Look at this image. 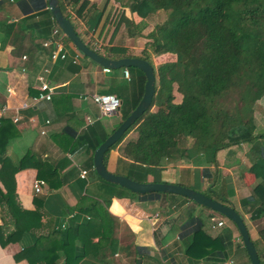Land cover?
<instances>
[{"label": "crops", "instance_id": "crops-1", "mask_svg": "<svg viewBox=\"0 0 264 264\" xmlns=\"http://www.w3.org/2000/svg\"><path fill=\"white\" fill-rule=\"evenodd\" d=\"M32 1L0 0V122L7 120L12 125L4 131L7 143L0 157L6 167L0 163V192L5 194V184L8 185L14 190L15 203L20 209L29 212L37 209L41 213L40 226L34 234L46 237L59 231L70 235L68 256L72 261L77 260V264H138V261L141 264H226L228 261L250 264L236 228L225 218L218 219L225 221L223 227H215L217 220L210 221L209 211L194 206L193 209L190 203H171L162 198L156 201L130 196L117 198L115 188L96 178L92 173L93 163L92 169L88 167L94 153L90 147L100 138L101 131L108 137L124 119H121V109L111 116L101 115L88 97L113 94L119 98L120 107L126 101L130 105L141 92L140 81L130 71L125 77V69L105 73L104 68L79 54L71 43L61 41L65 59L51 60L49 46H43L41 52L28 54L31 42L40 45L54 40L52 33L56 28L53 21L49 36L43 39L37 31H23L19 27L22 20L31 25L51 17L47 13L46 0H43L45 7L39 10L32 8ZM87 1L89 5L80 17L76 18L70 7L67 10L72 14L71 22L82 41L90 44L94 51L103 52L109 43L115 45L121 37L118 32L115 34L116 15L122 11L129 19L136 17L112 0ZM100 12L101 18L95 25ZM10 23L14 27L5 35L2 24ZM145 43L142 38H127L124 47L133 57L140 58ZM51 45L53 47V43ZM152 58L159 65L176 59L172 54ZM44 69L48 73L45 74ZM39 76L53 88L49 101L37 100ZM155 79L157 82V76ZM262 101L264 97L257 101L254 117L258 130L264 132L260 120L264 115ZM88 137L91 142L86 146ZM137 137V132L130 131L116 148L108 150L104 164L109 172L124 175L130 170L128 164L131 162L124 159L126 163L119 164V159L124 146ZM233 152V155L226 151L217 154L219 174L210 184L203 171L212 166L198 157L166 162L155 175L160 183L177 184L203 194L209 188L216 194L220 191L239 211V201L250 195L254 178L247 173L251 165L249 147L242 145ZM242 162L248 164L245 172L239 171ZM3 168L4 182L1 180ZM39 170L44 178L39 177ZM83 171L86 172L84 177L81 176ZM36 180L44 183L39 194L33 190ZM147 182L153 183L152 175L147 177ZM1 201L0 197V227L8 233L13 230V219ZM188 210L202 219L204 231L211 238L223 234L226 229L231 230V240L225 242V251L198 261L185 256L183 249L192 231L189 226L180 225ZM23 244L21 241L4 247L0 244V264H28L16 258ZM56 247L57 264H63L65 252L59 244Z\"/></svg>", "mask_w": 264, "mask_h": 264}, {"label": "trees", "instance_id": "trees-1", "mask_svg": "<svg viewBox=\"0 0 264 264\" xmlns=\"http://www.w3.org/2000/svg\"><path fill=\"white\" fill-rule=\"evenodd\" d=\"M58 1L62 13L70 21L72 14L67 10L69 7L77 18L89 5L87 0ZM112 1L120 8L127 9L139 21L127 18L122 11L116 15L115 34L118 32L121 37L117 44L109 43L103 52L96 50L99 55L111 60L136 58L124 47V40L142 38L146 43L140 58L149 64L152 65V57L164 54H172L176 58L174 62L162 63L156 68L157 82L151 107L125 133L126 135L135 131L138 137L135 141L128 142L121 151L119 164L126 163L124 159L131 162L128 164L130 170L124 175L140 183H147V177L152 175L153 183H160L155 174H159L166 162L193 160L198 157L207 166H212L203 171L207 184H210L219 174L217 154L226 151L233 155V150H239L246 144L249 147L248 158L251 164L247 173L253 176L254 184L250 195L239 201L240 210L237 211L236 206L235 210L243 218L249 231V222L264 220V132L258 130L254 117L255 105L264 97V0ZM44 7L43 0L32 1L34 10ZM160 11L167 14L166 19L144 33L147 28L146 21ZM47 13L51 16L49 10ZM96 17L95 25L101 18V12ZM21 23L19 27L23 31H37L43 39L49 36L53 26L51 17L31 25L26 24L25 20ZM2 25L5 35L14 27L13 23ZM61 41L63 44H70L64 36ZM30 45L28 54L41 52L44 48L43 43L39 45L31 42ZM86 45L94 49L90 44ZM49 48L52 50V45ZM122 69L135 73L141 84V92L132 104L129 105L126 101L120 107L121 118L125 119L142 96L145 77L138 69ZM7 128H12L11 123L2 120L0 155L7 143V137L4 136ZM106 137L107 134L101 131L100 138H96L90 147L92 153ZM121 140L109 151L116 148ZM90 142L88 137L86 146ZM107 154L108 152L105 156ZM0 163L6 167L2 157ZM91 164L90 160V169ZM4 169L1 173L3 182ZM40 171L39 177L44 178ZM92 173L106 186L115 188L118 191L115 194L117 198L130 196L144 201L162 198L171 203H190L192 207L209 211L210 219L215 215L224 219L187 198L160 193L133 194L103 181L94 171ZM5 189L6 193L0 192V197L13 219V230L6 233L0 227V244L4 247L9 243L23 242L22 251L16 258L26 260L28 264H57L56 244H59V248L66 255L63 264H77V260L72 261L70 255L68 256L71 236L59 231L51 232L46 237L34 234L40 226L41 213L37 209L30 212L20 209L15 203L14 190L6 184ZM205 195L231 206L220 191L216 194L209 188ZM193 215L192 213L188 218L190 222L187 226L191 228L192 234L183 249L185 256L198 261L212 256L215 252L225 251V242L231 240V230L226 229L223 234L211 238L204 231L203 221ZM216 220L218 221L214 218ZM27 236L30 238L25 240ZM252 241L260 264H264V225L257 230V240Z\"/></svg>", "mask_w": 264, "mask_h": 264}, {"label": "water", "instance_id": "water-1", "mask_svg": "<svg viewBox=\"0 0 264 264\" xmlns=\"http://www.w3.org/2000/svg\"><path fill=\"white\" fill-rule=\"evenodd\" d=\"M47 8L57 28L62 35L71 43L72 47L83 57L96 65L111 71L122 68H135L140 70L145 83L143 94L133 111L120 123V125L95 149L93 153V170L103 181L119 186L133 194L144 195L149 193H160L177 195L187 198L194 204L209 209L228 220L237 230L240 241L246 251L250 264H260L257 250L253 244L250 233L240 214L232 207L208 197L188 187L170 183H140L124 175H116L109 172L104 164V156L108 150L116 144L126 131L148 111L155 95V72L149 62L141 58H121L118 60L107 59L90 49L77 34L72 22L62 13L58 0H46ZM138 264H141L138 261Z\"/></svg>", "mask_w": 264, "mask_h": 264}, {"label": "built area", "instance_id": "built-area-1", "mask_svg": "<svg viewBox=\"0 0 264 264\" xmlns=\"http://www.w3.org/2000/svg\"><path fill=\"white\" fill-rule=\"evenodd\" d=\"M53 39L52 41L49 42H44L43 46L48 47L50 44L53 43V49L50 54V59L51 60H57L58 58L60 59H65V54L63 53V47H62V42L61 39L63 37L61 31L59 28H55L53 30ZM23 59H26L25 56H23ZM103 71L105 73H109L111 70L104 68ZM45 74L48 73L47 69H44L43 71ZM124 75L125 77H128L129 72L127 69L124 70ZM38 80L40 82V87H39V95L37 97V100H46L49 101L51 100V97L53 95V88L49 86L47 83L46 79L43 76H39ZM88 99L97 106L99 113L103 116H111L114 114H117V112L120 109L121 102L119 98L116 95L113 94H92L88 97ZM86 175V172L83 171L81 173V176L84 177ZM44 185L43 181L41 180H36L34 185H33V190L35 194H39L41 192V188ZM225 225L224 220L217 221L215 224V227H223ZM63 227V226H62ZM226 264H235L233 261H228Z\"/></svg>", "mask_w": 264, "mask_h": 264}, {"label": "rangeland", "instance_id": "rangeland-1", "mask_svg": "<svg viewBox=\"0 0 264 264\" xmlns=\"http://www.w3.org/2000/svg\"><path fill=\"white\" fill-rule=\"evenodd\" d=\"M99 1H101V0H99ZM166 15L167 14L165 12L160 11V12L156 13L155 15H153L150 19H148L146 21L147 22V28L145 29L144 33L151 31L156 24H159V23L163 22L166 19ZM131 18L135 22H138L139 21L138 18H133V17H131ZM151 63L153 65V67H155L154 69L157 70L156 68L159 66V64L155 63V61L153 60V58H151ZM261 105H262L261 106L262 110H264V102ZM263 113H264V111H263ZM260 120L262 122L261 126H263V124H264V115H263V118L262 117L260 118ZM243 146H248V145L243 144ZM243 161H245V160H243ZM246 168H248V164L246 162H242V164L239 166V169H240L239 171L240 172H245ZM241 170H243V171H241ZM245 178H246V176H245ZM248 180H251V179H248ZM246 182H250L251 183L252 181H247V179H246ZM192 213L193 212H189L185 216L184 219H181V225H180L181 227L187 226L189 224L190 219L188 220V218H189V215H192ZM194 218H196V217L194 216ZM198 218H200V217H198ZM214 218L219 219V216L215 215ZM213 220L214 219H211L210 221H213ZM263 225H264V220H260L257 223H250L249 222V227H250L249 233H250V236L252 237L253 240H257V230H258V228L262 227Z\"/></svg>", "mask_w": 264, "mask_h": 264}]
</instances>
